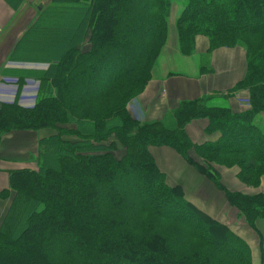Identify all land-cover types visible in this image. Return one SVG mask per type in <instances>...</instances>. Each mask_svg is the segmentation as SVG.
<instances>
[{"label":"trees","instance_id":"obj_1","mask_svg":"<svg viewBox=\"0 0 264 264\" xmlns=\"http://www.w3.org/2000/svg\"><path fill=\"white\" fill-rule=\"evenodd\" d=\"M4 1L15 10L24 2ZM170 6L50 0L21 34L9 59L47 67L29 74L38 80L33 105L0 102V137L49 134L38 141L36 169L9 171L0 190L7 201L0 264H251L248 243L188 201L180 185H169L149 147L178 152L250 226L264 219V194L227 189L211 165L237 166L238 180L251 187L264 175V130L254 122L264 112V0H182L175 22L182 54L194 51L197 36L207 38V52L244 48L246 71L231 89L247 90V110L197 97L162 119L140 121L127 105L151 78ZM35 31L53 47L25 46ZM196 118H206L204 132L218 137L191 142L185 125Z\"/></svg>","mask_w":264,"mask_h":264},{"label":"crops","instance_id":"obj_2","mask_svg":"<svg viewBox=\"0 0 264 264\" xmlns=\"http://www.w3.org/2000/svg\"><path fill=\"white\" fill-rule=\"evenodd\" d=\"M180 13V12H179ZM35 13L24 2L18 9H13L4 0H0V102H18L31 104L25 89L5 81V76L18 77L25 75L28 79L31 71L44 70V63L12 61L9 56L23 31L34 20ZM9 30L6 33V30ZM208 41L204 36L195 39L194 51L182 54L179 49L176 28L168 31L164 46L157 56L151 70V78L140 95L138 108L143 115L138 118L153 120L161 118L168 110L174 108L181 98H196L209 92L229 89L245 72V52L238 48L219 47L210 53L209 62L213 68L207 69L196 57L199 48L207 51ZM194 60V61H192ZM27 66V67H25ZM215 68L217 70H215ZM183 71V72H182ZM184 73V74H182ZM190 73V74H186ZM175 74H182L173 76ZM168 79L166 83L163 80ZM19 85V84H18ZM239 93V92H238ZM245 94L242 96V94ZM241 98L248 97L247 90L240 91ZM227 105L240 112L247 110L248 103L229 97ZM138 114L141 113L138 111ZM264 115V113H262ZM260 115V117H263ZM208 120L196 119L188 123L187 132L195 139V143L214 140L218 133L206 134L204 128ZM201 133V134H200ZM46 131L19 130L4 133L0 137V190L8 188L9 171L29 168L36 169L38 141L46 136ZM149 150L158 166L165 174L169 185H180L184 196L198 204L205 212L216 220L226 224L233 232L241 236L249 245L251 264L264 263V219L255 220L250 226L239 214L236 207L230 205L222 190L216 188L212 181L200 174L194 166L187 163L174 149L168 146H150ZM222 183L227 189L246 194H264V175L258 187L245 185L238 180L237 166H218ZM7 206L6 200L0 199V221Z\"/></svg>","mask_w":264,"mask_h":264},{"label":"rangeland","instance_id":"obj_3","mask_svg":"<svg viewBox=\"0 0 264 264\" xmlns=\"http://www.w3.org/2000/svg\"><path fill=\"white\" fill-rule=\"evenodd\" d=\"M49 1L50 0H24V2H26L27 3V6H29L30 7V9H31V14H34L35 13V17H36V15L38 14L37 12L38 11H41L42 10V6H45V5H47L48 3H49ZM23 2V3H24ZM22 3V4H23ZM21 4V5H22ZM9 5V4H8ZM20 5V6H21ZM19 6V7H20ZM40 6V8H38ZM18 7V8H19ZM17 8V9H18ZM181 9H182V0H171V6H170V12H169V15H168V17H167V28H168V31H171V30H173L174 29V27H175V22H176V18L178 17V15H179V12L181 11ZM34 17V18H35ZM59 24H63V22H59ZM176 28V27H175ZM8 29L6 30V33H8ZM43 35H39V33H38V31H35L34 33H32L28 38H27V40H26V42L24 43V45L25 46H31V48H33L35 51H43V50H45V49H47V48H52L53 47V45H50V47L49 46H46V45H48L47 43H48V41H44L45 39H44V37H42ZM208 41V40H207ZM166 42V41H165ZM165 44V43H164ZM52 46V47H51ZM208 46H209V44H208ZM88 47V44L87 43H85V44H83V48H87ZM219 47H228V48H238V51H239V49L241 50V51H244L245 52V50H244V48L241 46V45H234V46H232V47H229V46H219ZM219 47H216V48H214V49H217V48H219ZM39 48V49H38ZM213 49V50H214ZM199 50H201V51H199L198 52V54L196 53V54H194V55H192L191 56V58H193V57H196V59L200 62V65H204V67H206L207 69H210L209 67H211V68H213V65H211V63L209 62V57H210V53H212L213 52V50H211L210 52H207V51H202V48L200 49L199 48ZM35 58H38V56H36ZM192 61H194V60H192ZM245 62H246V59H245ZM32 63H42V62H32ZM44 64H46V63H44ZM47 65V64H46ZM25 67H27V66H25ZM215 70H217L216 68H215ZM245 71H246V66H245ZM183 72V71H182ZM182 74H184V73H182ZM182 74H175V75H173V76H179V75H182ZM186 74H190V73H186ZM244 74H245V72H244ZM183 76V75H182ZM244 76V75H243ZM11 77H13V76H5V79H7V78H11ZM17 77V76H16ZM18 78V77H17ZM243 78V77H242ZM242 78H240V80L242 79ZM28 79V77H24V79H23V82H22V84H21V87H22V85H24V84H26V80ZM30 80H32V82L34 83V84H37V88L36 89H33L32 90V92L29 94V97H30V99H31V104L30 105H33L34 104V102L36 101V98H37V95H38V92H39V89H38V80H36V79H30ZM168 81V79H166V80H163V83H166ZM239 81V80H238ZM237 81V82H238ZM19 80H18V84H19ZM236 82V83H237ZM235 83V84H236ZM234 84V85H235ZM233 85V86H234ZM18 87H19V85H17ZM232 86V87H233ZM20 87V88H21ZM146 87V86H145ZM232 87H230L229 89H223V90H218V91H214V92H209V93H206V94H204V95H202V96H198V97H203L204 99H206V104L207 105H211V106H213V105H216V106H228L227 105V102H228V98L231 96V97H233V98H237L238 100H240L241 102H243V103H245V101H246V103H248V97L246 98V97H244V98H241V96H240V91L242 90V89H238V90H232L231 88ZM239 92V93H238ZM142 93V92H141ZM140 93V94H141ZM40 94H41V92H40ZM139 94V95H140ZM243 95H245L244 93L242 94V96ZM246 96V95H245ZM197 98V97H196ZM191 99H194V98H181V99H179V101H178V103H177V105L182 101V100H191ZM17 100H18V97H17ZM177 105L175 106V107H177ZM249 105V104H248ZM127 107H128V110L130 111V113L132 114V115H134V117H136V118H138L139 116H142L143 115V111H142V109H140V107L138 108V96H136V97H134L133 99H131L130 100V102L128 103V105H127ZM175 107L174 108H172L171 110H168L161 118H158V119H162V118H164L166 115H169V113H170V111L172 112L174 109H175ZM229 107V106H228ZM232 110L233 111H238V110H236V109H234V108H232ZM138 111L141 113V115L140 114H138ZM262 113H264V112H260L259 114H257L256 115V117H255V119H254V122H256V124L261 128V129H263L264 130V119L262 118V117H260V115H263ZM263 117H264V115H263ZM140 121H147V122H149V121H154V120H158V119H153V120H145V119H143V118H138ZM196 119H204V118H196ZM196 119H193V120H191L190 122H193V121H195ZM189 122V123H190ZM187 127H188V124H186L185 125V131H186V133H187V136H188V138L190 139V141L191 142H193V143H195V139L193 138V135L191 134V136L189 135V133L187 132ZM41 131V130H40ZM42 131H46L47 133H49V130H45V129H42ZM201 134V133H200ZM118 146H120L119 144H117ZM121 147H118L117 148V154H119V152H121ZM194 152L191 150V152H190V155L191 156H193L194 154H193ZM200 160V159H199ZM199 162H202L201 160L199 161ZM211 165H212V167L213 168H215L217 171H218V173H219V170H218V165L217 164H214V163H211ZM263 176V175H262ZM261 176V177H262ZM220 179H221V177H220ZM261 179V178H260ZM222 181V180H221ZM213 183V182H212ZM214 184V183H213ZM214 186L216 187V185L214 184ZM217 188V187H216ZM219 189V188H218ZM188 201H190L193 205H195L199 210H201V211H203V212H205L198 204H196L195 202H193L192 200H190L188 197H186V196H184ZM206 214H208L207 212H205ZM208 215H210V214H208ZM212 218H214L212 215H210ZM242 216V215H241ZM243 217V216H242ZM244 218V217H243ZM214 219H216V218H214ZM264 264V263H263Z\"/></svg>","mask_w":264,"mask_h":264},{"label":"built area","instance_id":"obj_4","mask_svg":"<svg viewBox=\"0 0 264 264\" xmlns=\"http://www.w3.org/2000/svg\"><path fill=\"white\" fill-rule=\"evenodd\" d=\"M3 79L7 82L16 84V88H17V85H18V78L17 77H11V78H7V79H5V77H4ZM26 81H27L26 84L22 85V87H21L22 89H25L23 92V95H25V96L30 94L33 89L37 88V84H34L32 82V80L27 79ZM20 104H22L24 106H29V105L23 104L22 102H20Z\"/></svg>","mask_w":264,"mask_h":264},{"label":"water","instance_id":"obj_5","mask_svg":"<svg viewBox=\"0 0 264 264\" xmlns=\"http://www.w3.org/2000/svg\"><path fill=\"white\" fill-rule=\"evenodd\" d=\"M38 8H40V6Z\"/></svg>","mask_w":264,"mask_h":264}]
</instances>
